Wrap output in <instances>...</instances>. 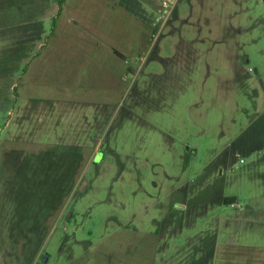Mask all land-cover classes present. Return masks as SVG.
I'll return each mask as SVG.
<instances>
[{
    "label": "rangeland",
    "instance_id": "374dc122",
    "mask_svg": "<svg viewBox=\"0 0 264 264\" xmlns=\"http://www.w3.org/2000/svg\"><path fill=\"white\" fill-rule=\"evenodd\" d=\"M12 2L0 264H264V0Z\"/></svg>",
    "mask_w": 264,
    "mask_h": 264
},
{
    "label": "trees",
    "instance_id": "16d2710c",
    "mask_svg": "<svg viewBox=\"0 0 264 264\" xmlns=\"http://www.w3.org/2000/svg\"><path fill=\"white\" fill-rule=\"evenodd\" d=\"M17 0H13L12 2V5L11 6H14L15 3H16ZM23 2V5H20L21 7H23L25 10V14L26 12L28 11L27 8H29V6H31V4L29 2H34L35 0H21ZM43 4L45 6H50V5H53L54 3H56L58 5V11H57V16L60 14L61 12V9H62V5L64 3V0H43ZM10 5V1L9 3L7 4V6ZM26 6V7H25ZM16 9V8H14ZM18 9H22V8H18ZM14 16H16L14 13H13ZM56 16V15H55ZM55 16L53 18V23L55 21ZM15 18H24V15H17V17ZM23 20H19V21H14V23H21ZM129 72H133L131 70H128ZM15 92L17 91V88L14 90ZM235 203H237V197L236 196H224L222 198V204L224 205H234Z\"/></svg>",
    "mask_w": 264,
    "mask_h": 264
},
{
    "label": "water",
    "instance_id": "95a60500",
    "mask_svg": "<svg viewBox=\"0 0 264 264\" xmlns=\"http://www.w3.org/2000/svg\"><path fill=\"white\" fill-rule=\"evenodd\" d=\"M48 258H49L48 254H45L42 258V262H43L42 264L46 263L48 261Z\"/></svg>",
    "mask_w": 264,
    "mask_h": 264
},
{
    "label": "crops",
    "instance_id": "0c3cea01",
    "mask_svg": "<svg viewBox=\"0 0 264 264\" xmlns=\"http://www.w3.org/2000/svg\"><path fill=\"white\" fill-rule=\"evenodd\" d=\"M235 204H236V203H235ZM235 204H234V205H235ZM231 206H233V205H231Z\"/></svg>",
    "mask_w": 264,
    "mask_h": 264
}]
</instances>
